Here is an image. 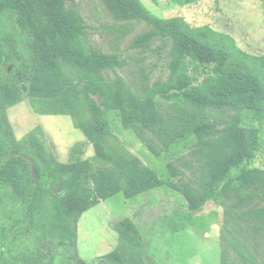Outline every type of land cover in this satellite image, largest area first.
<instances>
[{"label":"trees","instance_id":"trees-1","mask_svg":"<svg viewBox=\"0 0 264 264\" xmlns=\"http://www.w3.org/2000/svg\"><path fill=\"white\" fill-rule=\"evenodd\" d=\"M68 1L0 0V264H55L59 245H76L80 218L120 193L132 199L166 186L189 202L184 218L190 223L201 222L197 215L209 203L223 205L235 197L240 210L264 203V170L246 168L264 154V131L249 124L253 116L264 115V57L243 54L230 36L210 27L159 18L139 0H102L114 20L128 24L123 29L133 23L151 28L136 38L133 49L145 51L157 39L172 43L168 80L141 85L135 92L123 79L105 78L104 72L125 63L89 48L84 21L67 7ZM233 57L246 71L236 69ZM22 90L36 113L71 117L94 149L93 160L78 157L43 166L26 153L5 119L9 109L23 102ZM110 114L142 140L144 131L153 135L162 149L148 147L158 158L198 148L195 154L205 159L200 191L173 184L178 172L170 165L161 179L158 171L111 141ZM243 116L250 119L246 125H241ZM41 132L37 128L28 138L44 153L36 137ZM230 216L264 239V206ZM118 233L119 246L104 256L107 264H146L138 227L125 219ZM12 238L28 242L26 250L14 254ZM224 240L241 264H262L239 239ZM225 249L220 264H237Z\"/></svg>","mask_w":264,"mask_h":264},{"label":"rangeland","instance_id":"rangeland-1","mask_svg":"<svg viewBox=\"0 0 264 264\" xmlns=\"http://www.w3.org/2000/svg\"><path fill=\"white\" fill-rule=\"evenodd\" d=\"M139 1L159 18H180L194 28L210 27L219 34L230 36L243 54L257 59L264 57V0ZM67 7L78 12L84 21L88 46L92 51L116 56L120 62L125 63L122 68L104 72L108 81L123 79L130 88L138 92L141 85L153 86L157 82L164 83L168 80L171 41L157 39L145 51L133 49L136 38L151 31L147 24L133 23L123 29L122 26L128 24L114 20L102 0H69ZM159 48L160 53L156 51ZM234 62L233 57L231 63L236 69L246 71ZM250 70L253 72L254 68ZM24 87L22 84L21 88ZM21 92L23 102L9 109L5 119L15 140L24 142L22 144L26 153L31 154L43 166L51 161L68 164L78 157L93 160L94 149L87 143L85 135L74 127L71 117L36 113L25 91ZM167 107L163 105L162 110L166 111ZM247 118L249 117H242L241 125L248 124L250 119ZM109 121L111 141L120 143L144 166L158 171L161 179H165L162 170L170 165L178 172V176L172 179L173 184L179 187L189 185L200 191L198 183L205 159L203 155L195 154L198 148L187 149L171 158L168 155L167 158H158L148 147L150 144L162 149L161 143L153 135L144 131L145 140H142L125 131L116 114H110ZM249 124L264 131V115L253 116ZM37 128L42 131L36 137L44 153L36 150L28 138ZM79 149L83 150L81 155L76 154ZM19 153L23 154L21 151ZM246 168L264 170V154H259L256 159L247 163ZM235 204V197L225 201L223 205L209 203L197 215L202 219L201 222L190 223L184 218L189 213V202L173 189L164 186L132 199H127L120 193L107 201H100L97 207L80 218L76 245L72 248L59 245L56 248L55 264H107L104 256L114 252L119 246L118 228L125 219H130L143 237L146 264H220L225 247L231 261L241 264L231 245H226L224 236L239 239L264 264L263 237L246 223L230 216V213L246 212L257 204L261 208L264 203L254 202L243 210L238 209ZM202 224H206V227ZM3 231L4 229H0V239L4 238ZM12 241L16 239L12 238ZM27 245L28 242L19 240L9 248L14 249V254H18V251L24 252ZM128 254L132 257L135 251L128 250Z\"/></svg>","mask_w":264,"mask_h":264},{"label":"water","instance_id":"water-1","mask_svg":"<svg viewBox=\"0 0 264 264\" xmlns=\"http://www.w3.org/2000/svg\"><path fill=\"white\" fill-rule=\"evenodd\" d=\"M25 159H27V158H25ZM30 162H31V160H29ZM32 174H33V170H32Z\"/></svg>","mask_w":264,"mask_h":264}]
</instances>
